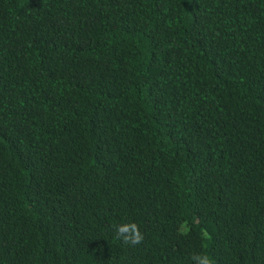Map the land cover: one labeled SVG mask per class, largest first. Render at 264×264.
<instances>
[{
	"label": "trees",
	"instance_id": "trees-1",
	"mask_svg": "<svg viewBox=\"0 0 264 264\" xmlns=\"http://www.w3.org/2000/svg\"><path fill=\"white\" fill-rule=\"evenodd\" d=\"M199 254L264 264V0H0V264Z\"/></svg>",
	"mask_w": 264,
	"mask_h": 264
},
{
	"label": "clouds",
	"instance_id": "clouds-1",
	"mask_svg": "<svg viewBox=\"0 0 264 264\" xmlns=\"http://www.w3.org/2000/svg\"><path fill=\"white\" fill-rule=\"evenodd\" d=\"M117 239H122L126 243L138 244L143 239V235L135 222H125L115 225ZM192 259L196 264H212V260L208 255H194Z\"/></svg>",
	"mask_w": 264,
	"mask_h": 264
}]
</instances>
